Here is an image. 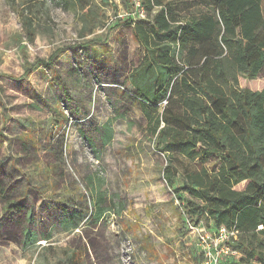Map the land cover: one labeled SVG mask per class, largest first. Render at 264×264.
Listing matches in <instances>:
<instances>
[{"label":"rangeland","instance_id":"1","mask_svg":"<svg viewBox=\"0 0 264 264\" xmlns=\"http://www.w3.org/2000/svg\"><path fill=\"white\" fill-rule=\"evenodd\" d=\"M163 2L187 17L212 0ZM127 17L131 0H0V264H49L42 248L20 249L27 227L52 244L54 264L74 250L82 264H203L202 236L218 238L185 218L163 177L165 155L126 82L143 58ZM240 85L262 89L264 69ZM99 194L111 209L97 219Z\"/></svg>","mask_w":264,"mask_h":264},{"label":"trees","instance_id":"2","mask_svg":"<svg viewBox=\"0 0 264 264\" xmlns=\"http://www.w3.org/2000/svg\"><path fill=\"white\" fill-rule=\"evenodd\" d=\"M142 3L145 18H126L143 48L126 82L165 155L163 177L187 220L236 232L230 242L241 256L232 263L264 264V87L240 85V77L256 79L264 69V0H212L211 10L187 17L171 2ZM23 18L29 29L25 11ZM105 127L106 143L111 122ZM185 160L202 164L190 168ZM106 202L99 194L97 219L111 209ZM36 241L25 228L23 246ZM66 261L83 263L76 250Z\"/></svg>","mask_w":264,"mask_h":264},{"label":"built area","instance_id":"3","mask_svg":"<svg viewBox=\"0 0 264 264\" xmlns=\"http://www.w3.org/2000/svg\"><path fill=\"white\" fill-rule=\"evenodd\" d=\"M131 3L136 11V16L145 18L146 11L143 6L142 0H131ZM230 235H235L236 232H229L226 228L222 227L219 230V236L215 240H209V235H203V245L205 248V260L203 264H235L232 263L230 258L239 255V251L236 250L230 242ZM225 258V260H224Z\"/></svg>","mask_w":264,"mask_h":264},{"label":"crops","instance_id":"4","mask_svg":"<svg viewBox=\"0 0 264 264\" xmlns=\"http://www.w3.org/2000/svg\"><path fill=\"white\" fill-rule=\"evenodd\" d=\"M24 229L25 228H23V230H21V232L19 233L18 242H19L20 249L26 252V250H28L30 247H24L23 246ZM66 232L74 233L75 231H68L67 230ZM36 236H37V241L35 242V245H33L31 248H34V247H36V248H39V247L42 248V254L40 256V259L42 258V260L44 262H47L49 264H54V263H52V261L54 260L53 258H55V257H52L48 253V249H49L50 246H52V244L51 243H46L45 245H43L42 243H39L42 240L41 239V236L37 235V233H36Z\"/></svg>","mask_w":264,"mask_h":264}]
</instances>
